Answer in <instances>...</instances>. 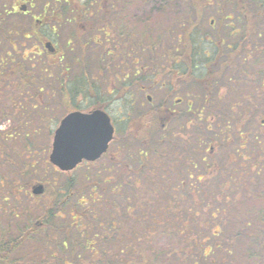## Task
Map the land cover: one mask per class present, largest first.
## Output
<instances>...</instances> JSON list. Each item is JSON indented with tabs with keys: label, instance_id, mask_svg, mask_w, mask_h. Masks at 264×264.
Wrapping results in <instances>:
<instances>
[{
	"label": "trees",
	"instance_id": "1",
	"mask_svg": "<svg viewBox=\"0 0 264 264\" xmlns=\"http://www.w3.org/2000/svg\"><path fill=\"white\" fill-rule=\"evenodd\" d=\"M40 1L37 15L47 31L15 25L19 12L14 1L0 0V121H13L9 130L0 131V264H264V132L241 129L251 111L264 116V78L232 68L247 47L248 30L234 44L231 58L208 54L201 47L205 36L195 29L211 0L160 1L167 5L178 1L189 15L186 29L184 17L183 22L174 21L178 31L160 66L175 69L176 85L186 81L201 87L202 101L184 110L177 118L183 117L182 123L173 119L163 132L158 122L162 108L142 112L125 131L120 149L105 156L97 170L68 176L52 168L56 174L45 180L46 202L39 218L16 222L20 227L10 232L21 213L5 205L20 191L18 182L36 174L39 151L46 152L47 147L39 148L34 140L36 132L48 120L51 106L71 110L73 98L64 67L50 54H25V47L52 35L53 22L63 23L73 19L72 13L87 11L73 10L72 4L134 2ZM253 1L257 9L264 6V0ZM259 15L264 20V13ZM256 33L262 36L264 29ZM119 49L125 51L113 48L109 57ZM196 68L201 74H195ZM227 70L234 82L223 77ZM218 82H226L231 96L240 97L236 103L229 99L226 110L220 105L223 97L211 98ZM258 100L260 113L254 109ZM205 106L207 113L211 107L218 114L208 117L216 120L214 127L195 121ZM187 125L194 136L186 132ZM157 132L155 140L149 139ZM210 142L217 144L222 156L225 150L220 161L207 153ZM42 155L41 163L48 164Z\"/></svg>",
	"mask_w": 264,
	"mask_h": 264
},
{
	"label": "rangeland",
	"instance_id": "2",
	"mask_svg": "<svg viewBox=\"0 0 264 264\" xmlns=\"http://www.w3.org/2000/svg\"><path fill=\"white\" fill-rule=\"evenodd\" d=\"M12 4L16 8L15 12H18V2L13 0ZM35 2L34 6L29 8V12L27 15H23L19 13V16L14 20L15 25L22 27L23 29H29L33 25L34 18L33 14L38 13V9L40 8L42 2L40 0H33ZM161 0H144V2L140 3L138 0H134L133 4H138L139 13H141V20H148L153 25L155 22L159 20L157 24L160 25V32H154L151 29H143L141 28V31H137V28L134 27L133 29H128V32H132V36L140 37L141 42H135L136 47L134 50L135 52H132L129 56L126 55L121 49L117 51V55L112 57L107 56L106 50L108 49L110 52H113V48H121V46H116L115 43H105L102 45H94L88 43V45H80L78 43L75 44L76 41H74L75 48L71 51L65 46V39L69 36L67 31L70 30V28H66V26H63L60 22L57 24L56 22H53L56 24L55 28L56 31L53 33V44L58 46L59 52H62L64 56L62 57V60L60 61L61 64L65 67H68V71L71 72V75L76 79L83 78L84 80H88V78L92 82L98 81L99 84H95L94 91L92 89L85 88L86 93L79 94L78 100L81 110H89L94 106V102L96 99H99L101 104L103 106H106L105 110L107 112H110L116 120L120 116L126 115L128 111V107L125 105V103L122 101V98L118 97L119 92V86L120 81L124 77V75L129 72V75H132L133 72L136 69L140 70L141 76L144 77L141 81V86L143 87V90L141 93L137 91L136 88L133 86L128 90V96L129 95H136V102L140 105L138 106L141 111L143 110H150L152 107L157 106L158 104L162 103L165 99H168V105L171 106L174 110L177 112H180L181 114L184 112L185 108L187 107L186 101L187 99L193 98L194 100H197L200 98L199 91L200 89L194 85L192 86H176L175 85V79L172 80V82H169V76L162 73L161 70V57L165 54L166 47H167V41H168V29L169 27H175L174 21H181L183 22L184 17V27H187L188 21L187 17L189 16L187 13L183 12L181 4L177 1L175 4H165L168 6L165 7L163 5L164 3L160 2ZM165 1V0H163ZM24 3L25 1H21ZM212 6L206 8L204 13V18L200 25L196 27V32L199 35L206 34V38L209 40H206V38H202V47L203 49L209 53L213 54L214 52H218L216 55L220 54V51L223 50V47L225 49L230 50L233 48L234 43H236L241 36L244 34L246 30H253L252 33H249L246 39L244 40V44L249 48V50L246 52L245 50L243 52H246L247 54L245 56H239L236 58L237 64H235V67H232L233 70L235 68H241L245 71V74L247 76H250L252 74L258 73L259 75H262L264 78V40L262 41L261 38L264 37V34L262 36L258 37V35H253L254 31L262 32L264 29V20L260 18L259 14L264 13V6L260 9L256 8V5L254 4L253 0H224L223 2L221 0H211ZM93 4L97 5V2L95 1ZM161 6V10H164L163 12H160L158 8ZM79 6L81 3L72 4L71 7ZM83 5V4H82ZM88 5V4H87ZM17 6V7H16ZM77 7L76 9H78ZM89 12H95V9L91 8L90 6L87 8ZM243 10V11H242ZM159 12V13H158ZM88 13V12H87ZM96 13H100V11L96 10ZM131 13V12H130ZM31 16V17H30ZM86 16L84 15L82 19H84ZM89 18V16H87ZM137 18H134L136 20ZM169 20V21H166ZM211 20H213V23L211 24ZM248 21V23H247ZM129 24V23H128ZM254 26V27H253ZM45 30H47L46 26L44 27ZM186 29V28H184ZM183 29V30H184ZM48 30H50L48 28ZM135 32L137 34H135ZM141 32V33H140ZM177 32L173 31V33ZM232 33L234 35H229L228 33ZM239 32V33H238ZM153 33V34H152ZM172 34V31H171ZM220 38V39H219ZM223 39L224 41L221 43H218L219 40ZM131 43V44H130ZM123 43L125 45V51L129 49V44L131 47H134L132 45L133 43ZM149 48L154 47L155 52L148 50ZM229 44V45H228ZM139 46H142L139 48ZM218 46L222 48H217ZM39 47L37 43H34L33 45H29L26 47L24 53H31L34 52L35 48ZM130 47V48H131ZM139 48V49H138ZM116 50V49H115ZM130 50V49H129ZM74 52V53H73ZM75 54L74 61L69 62V56L68 54ZM59 55L55 56L53 59L56 61ZM109 57V58H108ZM112 58V59H111ZM61 65V66H62ZM199 68V67H198ZM201 70V68H200ZM58 71V69H57ZM201 74L199 70L195 71L196 75ZM242 72H240L241 74ZM58 74L57 72L55 75ZM234 74L236 75L237 72L234 71ZM119 77V79H118ZM139 77V74L137 75ZM223 77L227 80L229 77H231L230 82H234L235 79L232 76L231 70H227ZM104 81L102 84V80ZM186 79H188L186 77ZM89 81V80H88ZM188 83V82H187ZM43 83L41 82V86ZM108 85V87H112V90H110V93H108L105 90V86ZM216 86H218L216 89L213 90L212 94L214 95L211 98H214L215 95L220 97H223L222 101L223 103L221 107L223 110H226V107H229L231 104L228 102L231 91L228 87L226 82H218L216 83ZM49 91V87L47 86ZM55 87V86H51ZM70 87H74V85H71ZM76 87V86H75ZM177 88L174 90V88ZM183 87V88H182ZM45 89H47L45 87ZM218 92V93H215ZM151 96V101H147L146 96ZM44 98V97H43ZM180 98L181 101L179 103H176L175 99ZM230 99H234L235 103L237 100L240 99L239 96H236L232 94ZM29 100H32L31 98ZM128 100V99H127ZM44 101H46V98H44ZM261 103V100L257 101V106L254 108L256 112L261 111V107H259ZM51 111L46 115L48 117V120L45 119V121L42 124V130L38 129L35 135V141L39 144V148L47 147L46 152L44 155H42L41 151L40 154L42 157H48V154L51 149V140H52V132L55 129V127L58 124L59 119L64 114L63 107L58 104L55 106H51ZM206 106L202 109L201 117L198 121V119H195L196 122L201 124L202 126L207 123V125H210L211 127L215 126V121H211V118H208L211 116V114L218 115L215 109H212L210 107V111L207 113ZM137 110V108H135ZM252 114L249 115L248 118H246L245 121V127H242L241 129L245 128L247 131L253 132H264V124H261L260 120L263 117H258L256 114H254L253 111H251ZM180 114V115H181ZM179 115V116H180ZM258 115V114H257ZM207 117V118H206ZM176 118V117H175ZM189 118V116H188ZM217 119V117H216ZM175 120V119H174ZM181 123L184 121V118L182 117ZM179 119L174 122L178 123L180 121ZM47 121V125H45V122ZM13 121L11 119H5L0 121V131L9 130L10 127H12ZM185 123V122H184ZM129 124H121L120 127L124 130L127 129ZM51 127V128H50ZM186 132H188L189 135L194 136L195 131L191 130V126H186ZM51 129V134L48 135V130ZM250 129V130H249ZM180 132H182V129L178 127ZM124 132L121 133H115L114 140L110 143L109 153L108 154H115L121 147V141L124 137ZM149 139H156L158 137L157 134H152L151 136L148 135ZM214 147L213 153H210L212 156H216L215 158L220 161L221 157L223 158L225 156V150H223V156L217 149V144L215 142L208 143V147ZM44 150V149H43ZM209 153V151L207 152ZM41 155H38L35 158L36 163V174H31L30 177L26 176V179L23 181L18 182L19 186V192L16 193V196H13L10 198V200L6 203L5 209L9 207H13L15 211H19L21 213L20 219H17V221H13L10 226V232L12 234L15 233V231L20 227V224H15L16 222L21 221L22 223L27 222L28 219L32 218H39L40 213L42 212L43 206L46 202V197L44 195L35 196L30 193V188L33 184L42 182L45 184V180L48 182L49 178L51 176H54L56 174L52 170V166L49 164H43ZM106 159L104 160L99 159L95 161L94 163H88V164H81L79 167H77L75 170L68 172V176L72 175H78V173L82 170H88V169H95L97 170L100 168L101 163H105ZM57 184V182H56ZM85 191V190H84ZM17 199V200H16ZM14 206H12L13 203ZM39 214V215H38ZM30 217V218H29Z\"/></svg>",
	"mask_w": 264,
	"mask_h": 264
},
{
	"label": "flooded vegetation",
	"instance_id": "3",
	"mask_svg": "<svg viewBox=\"0 0 264 264\" xmlns=\"http://www.w3.org/2000/svg\"><path fill=\"white\" fill-rule=\"evenodd\" d=\"M91 7L93 9H95V12H89V13H75L73 15V20L71 21H64L63 23H61L63 26H66V28H70L71 30L67 31L66 33H70L71 35L68 36V43L73 44V40L78 41L79 43H83L84 45H88V43H93L95 45H101V44H105V43H111V42H121V43H125V42H137L140 41V37L136 36H132L130 32H128L127 28L130 29L131 26H125V23L123 25V29L119 32H116L115 30H113L114 25V21L115 18H117L118 16H124L127 17L129 21H127V23H135V27H138L141 24V13H139V6L137 5H130V4H124V3H97L93 4L90 3L88 5H82V6H75L73 5L72 9H76L77 7L79 8H88ZM55 8H62V5H55ZM129 9H133V13L131 14H126V11H129ZM97 11H100V13H96ZM120 11H122L123 13H120ZM80 16H89V20H78L77 17ZM112 18H113V22H112ZM134 18H137L136 20H134ZM139 33V32H138ZM135 34H137L135 32ZM42 42V41H41ZM37 51H40V53L44 52V50L41 47H37ZM127 55H130V53H127ZM64 56L63 53H60V59H62V57ZM68 70V69H66ZM169 72H172L173 69H169ZM139 74V77H137V75ZM141 72L140 70L136 69L135 67V71L133 72L132 75H129V72H127L124 77L121 79L120 81V86H119V96L122 98V101L125 103V105L128 107V113L127 115H123L120 116L118 118V120L114 119V117H112L111 120H113V124L114 127L116 128V123L117 122H122V121H126V119H130L133 120L134 118L140 116L141 114V110L139 109L138 106H140L137 102H136V95H129L128 96V90L133 86L134 88L137 89V91L139 93H141V91L143 90V87L141 86ZM119 79V77H118ZM105 80H102V84ZM95 84H99L98 81L94 82H90L88 84V89L87 91H89V89H92L94 91L95 88ZM90 85V88H89ZM80 87H77V91L74 90L73 88H71V90H73V99H72V105L75 107H80L79 105V94H81L80 92ZM105 90L110 93V90H112V87H108V85L105 86ZM85 94V93H83ZM128 99V100H127ZM180 99L177 100V102H179ZM168 99H165L164 101H162V103L159 105V108H164L163 113H160L159 115V122L160 124L163 122V120L167 119V117L169 115H171L174 112V109H171L170 106L168 105ZM192 103V102H191ZM190 103V104H191ZM92 108H106V106H103L100 102L99 99H96L94 102V106H92ZM135 108H137V110H135ZM131 113H134L133 116H131ZM112 114L110 113V116ZM163 126V123L162 125Z\"/></svg>",
	"mask_w": 264,
	"mask_h": 264
},
{
	"label": "water",
	"instance_id": "4",
	"mask_svg": "<svg viewBox=\"0 0 264 264\" xmlns=\"http://www.w3.org/2000/svg\"><path fill=\"white\" fill-rule=\"evenodd\" d=\"M25 8V5L20 7L21 10ZM45 47L49 51L54 50L49 41ZM113 132L109 116L101 109L69 112L54 131L49 161L62 171L74 169L83 160L94 161L107 150ZM43 191L42 183H35L31 187L34 195Z\"/></svg>",
	"mask_w": 264,
	"mask_h": 264
}]
</instances>
